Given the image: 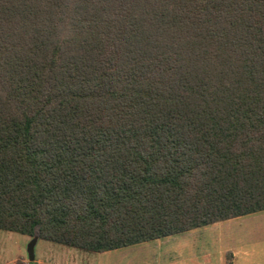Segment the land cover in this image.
Segmentation results:
<instances>
[{
	"label": "trees",
	"instance_id": "1",
	"mask_svg": "<svg viewBox=\"0 0 264 264\" xmlns=\"http://www.w3.org/2000/svg\"><path fill=\"white\" fill-rule=\"evenodd\" d=\"M264 212V0H0V230L105 252Z\"/></svg>",
	"mask_w": 264,
	"mask_h": 264
},
{
	"label": "rangeland",
	"instance_id": "2",
	"mask_svg": "<svg viewBox=\"0 0 264 264\" xmlns=\"http://www.w3.org/2000/svg\"><path fill=\"white\" fill-rule=\"evenodd\" d=\"M31 239L0 230V264H232L230 246L247 254L236 264H264V212L100 253L39 238L34 261L27 253Z\"/></svg>",
	"mask_w": 264,
	"mask_h": 264
},
{
	"label": "water",
	"instance_id": "3",
	"mask_svg": "<svg viewBox=\"0 0 264 264\" xmlns=\"http://www.w3.org/2000/svg\"><path fill=\"white\" fill-rule=\"evenodd\" d=\"M39 237L37 235L33 236L32 239L27 244V253L30 261L35 260V246L38 242Z\"/></svg>",
	"mask_w": 264,
	"mask_h": 264
},
{
	"label": "crops",
	"instance_id": "4",
	"mask_svg": "<svg viewBox=\"0 0 264 264\" xmlns=\"http://www.w3.org/2000/svg\"><path fill=\"white\" fill-rule=\"evenodd\" d=\"M259 239H262L261 236H259ZM240 245V243H239ZM232 247L231 249L233 250V263L232 264H236V261L238 259H241L240 257H242V255L246 256L247 254L245 252H243L242 250H240L241 246L235 247V246H230Z\"/></svg>",
	"mask_w": 264,
	"mask_h": 264
}]
</instances>
